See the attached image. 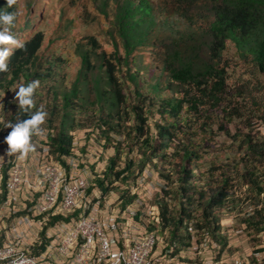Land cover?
<instances>
[{
  "label": "trees",
  "instance_id": "obj_1",
  "mask_svg": "<svg viewBox=\"0 0 264 264\" xmlns=\"http://www.w3.org/2000/svg\"><path fill=\"white\" fill-rule=\"evenodd\" d=\"M17 1L8 7L6 0H0V12L17 14L15 26L19 20ZM94 2L97 11L109 19V54L98 52L92 37L87 38V49L78 44L79 71L72 84L60 90L56 61L40 55L45 36L36 31L21 42L24 48L12 51L9 71L0 72V93L5 95L12 88L39 81L33 97L36 107L31 112L42 109L48 114L40 126V143L47 148L50 161L68 172L70 164L78 159L74 152L85 159L91 154L89 146L95 149L99 162H104L101 172L89 179L87 196L98 192L99 202L115 196L124 210L138 198L136 190H131L135 178L147 168L158 175L163 184L155 201V226L144 228L160 238L161 256L178 257L193 245L201 248L203 241L220 243L224 238L219 211L235 218V188L227 189L229 177L225 175L215 190L201 185L200 176L195 174V162L200 157L194 137L201 127L202 131L206 128L200 122L201 115L219 110L228 95L226 71L219 67L227 43L233 44L240 56L249 59L264 76V0H212L209 14L201 18L185 12L165 15L149 0ZM5 27L0 23V30ZM28 27L27 22L19 31ZM17 29H12V35ZM145 48L152 50L160 67L159 78L146 95L140 90L142 68L132 67L136 55ZM10 103L6 123L0 126L4 140L12 130L4 128L8 122L30 118L14 100ZM246 129L241 136L245 154L242 163L246 166L242 179L245 188L260 197L264 194L259 183L264 177L259 170L264 168V137L253 133L250 126ZM187 130L194 131L193 140L183 138ZM107 154L110 156L105 158ZM7 172L5 166L0 199L5 196ZM141 215L138 210L134 216L138 224ZM60 219L52 217L48 225ZM242 223L245 230L253 229L264 238V206H254ZM180 258L187 261L184 256Z\"/></svg>",
  "mask_w": 264,
  "mask_h": 264
},
{
  "label": "rangeland",
  "instance_id": "obj_2",
  "mask_svg": "<svg viewBox=\"0 0 264 264\" xmlns=\"http://www.w3.org/2000/svg\"><path fill=\"white\" fill-rule=\"evenodd\" d=\"M149 1L157 10H161L165 15L171 17L176 13L185 12L188 15L201 18L209 14V4L212 0ZM96 6L94 0L17 1L19 20L18 26L15 27L18 28V31L16 30L13 36L17 41L23 42L30 39L36 31L44 34L45 41L40 55L56 61L55 74L60 90L68 88L79 71L78 44H82L87 49V38L92 37L98 44V52L104 51L107 54L111 52L106 33L109 19L102 16ZM34 13L35 16H33ZM27 22L29 23L27 30L20 32L19 30L23 29ZM4 47L11 48L12 51L16 49L13 45ZM135 62L132 67L142 68L143 75L140 82L143 88L140 90L146 95L151 90L150 86L159 78L160 67L154 60L150 48L140 51L136 55ZM219 62V67H224L226 71L225 83L228 95L226 98L222 97L224 101L219 110H209L201 115L200 122L206 125L205 131H202L201 127L195 136L192 133L194 131L187 130L185 131L187 134L183 138L193 140L195 136L194 142L198 145L200 157L195 162V174L197 177L200 176L201 185H209L215 190L222 175L229 177L227 189L235 188V218L232 217L234 215H228L226 211H219L224 240L222 239L220 243L218 241H214V243L203 241L201 248L193 245L191 249L184 250L186 262L180 258L181 254L174 260L178 264H205L210 259L217 264H233L234 260L243 262V264H264V251L259 252V250H264V238L258 237L253 229L245 230L242 223V220L251 214L254 206H264V194L257 197L253 190L245 188V182L242 179L246 167L242 163L245 154L241 144V136L249 126L253 133L264 137V76L258 73L249 59L241 57L231 43L226 44ZM151 74H153L152 78H150ZM45 84L47 88L50 87V84ZM17 91L18 89L12 88L8 94L0 93V126L6 123L12 109L10 102L14 100ZM2 134L3 130L0 128V145L4 142ZM37 136L43 138L40 134ZM79 142L83 148L82 136H80ZM0 148L4 149L1 146ZM88 149L90 151L93 149V153H96L93 147L88 146ZM81 158L82 156L79 159ZM87 165L79 163L76 170H81L82 166ZM259 170L264 172V168L260 167ZM258 176L260 177L259 174ZM259 183L264 187V177L259 179ZM162 184L158 175L151 168H147L142 175L135 178L136 187L135 185L131 187L132 191L136 190L137 192L138 198L135 200L141 202H138L136 210L141 211L142 220L145 221L144 226L148 228L155 226L157 215L155 201ZM135 200L132 204L137 203ZM156 249L161 252L162 243L160 246L157 245ZM35 256H38V253H35ZM165 256L168 258V254ZM154 259L156 260V258ZM161 264L167 263L162 262Z\"/></svg>",
  "mask_w": 264,
  "mask_h": 264
},
{
  "label": "built area",
  "instance_id": "obj_3",
  "mask_svg": "<svg viewBox=\"0 0 264 264\" xmlns=\"http://www.w3.org/2000/svg\"><path fill=\"white\" fill-rule=\"evenodd\" d=\"M37 152V163L32 173L35 186L29 184L28 175L21 164L13 162L8 169L5 199L0 204V220L18 212L20 188H28L31 195L34 187H38V190L34 193L37 197L31 207L25 209L26 215L10 228L11 236H4L0 241V264H48L47 249L55 251L62 258V264H158L153 253L160 238L154 232L131 234L127 228H118L115 217L98 220L81 215L75 218L77 211L82 213L88 207L85 200L88 179L82 174H70L50 161L45 146L39 147ZM5 164L0 155V184ZM78 164L74 161L70 168L77 169ZM137 206L138 202L123 210L131 221H134ZM52 217L63 219L48 225ZM34 220L40 227H48L44 234L46 242L39 243L38 247L44 248L42 252H37L38 256H35L34 245L22 243L19 230L20 225ZM50 230L52 233H49ZM205 264L217 263L210 259ZM233 264L241 263L234 260Z\"/></svg>",
  "mask_w": 264,
  "mask_h": 264
},
{
  "label": "crops",
  "instance_id": "obj_4",
  "mask_svg": "<svg viewBox=\"0 0 264 264\" xmlns=\"http://www.w3.org/2000/svg\"><path fill=\"white\" fill-rule=\"evenodd\" d=\"M42 140V138L37 137L34 140L32 139L33 145H34V150L28 152V154L26 156L21 155L19 152L12 155L11 159H14V162H17L19 164H21L23 166V168L26 170V174L28 175V182L29 184H31L32 186H35V180L32 176L33 173V168L34 165L37 163L36 158H37V149H39L40 145V141ZM81 145V142H80ZM90 155H93V157H91L90 155H87L85 157V159H80L79 160V155H77L78 159H77V163H86L89 166L85 167L81 170H76L73 168L69 169V173L70 174H82L83 176H85L88 181L91 178L92 174H99L101 172L102 169V164L104 165V162L101 164L99 162V159L96 157V154L93 153V149L90 152ZM75 154H78L77 152ZM0 155L3 156V158H5L6 160L10 157V155L6 154V149H2L0 148ZM110 156V154H107L105 156L108 157ZM96 163V165L94 164ZM92 164H94L92 166ZM38 190V187H34L33 188V192L36 193V191ZM32 193V195L30 194V190L26 187H22L21 188V202L18 205V212L13 214V215H9L7 218H5L4 220H0V241H2L4 239V236H11V234L9 235L10 228L15 225L14 223L17 222L18 220H20L21 218H23L27 212V209L31 207L32 201L37 197V194ZM2 194V184H0V195ZM33 196V197H32ZM100 198V194L98 192H91L87 197H86V202L88 203V207L85 210H82L83 212L81 213L80 211L77 212V217H80L81 215H86L98 220H105L109 217H115L116 218V222L118 224V228H127L129 229V231L131 232V234H144L146 232L144 225H145V221L142 220V215L139 217V221L140 223H136L135 221H131L129 218H127V216L123 213V210L120 209L119 204L120 201H118V199L115 196H109L108 198L104 199L103 201L99 202L97 200H99ZM5 199V197H4ZM4 199H0V204L2 203V201ZM75 217V218H77ZM47 228L45 226L40 227V225L38 224V222H35V220L31 223L28 224H24V225H20L19 230L21 231L22 234V243H25L27 246H31L34 245V251L37 252H42L44 247H38L39 243H41L45 238H44V234L47 232ZM44 229V230H43ZM49 233H52V231L50 230ZM40 241V242H39ZM44 242H46L44 240ZM160 243L158 244V246H160ZM38 247V248H37ZM157 248V247H156ZM47 254H48V264H62L63 260L61 257L58 256V254L53 251V250H49L47 249ZM186 253H181V257L185 256ZM158 257V258H157ZM153 258H156V260L159 262V264H161L162 262L167 263V264H178L177 262H175L174 258L168 257L166 258V256H162L161 257V252L159 251V249H156L155 252L153 253Z\"/></svg>",
  "mask_w": 264,
  "mask_h": 264
},
{
  "label": "clouds",
  "instance_id": "obj_5",
  "mask_svg": "<svg viewBox=\"0 0 264 264\" xmlns=\"http://www.w3.org/2000/svg\"><path fill=\"white\" fill-rule=\"evenodd\" d=\"M15 2L16 0H6L8 7H11L13 4H15ZM16 15L17 14L15 12H0V23L7 25V27H5L3 30H0V72L9 71L8 59L12 54V49L4 46L13 45L15 48L25 47L23 43L17 41L12 35V29L15 27L14 21L16 19ZM38 88L39 81H32L26 86L21 85L16 92L14 102L18 105V108L22 112L30 114V118L26 120H20L16 123L8 122L4 127L12 129L4 140L8 147L6 144H4V142L0 145L6 149V154L10 155L7 160L4 158L6 161L4 166H8V169L14 162V159L10 161L11 156L18 152L21 155L26 156L28 152L34 150V145L31 143L32 136L42 134V129L40 126L45 123L48 114L42 109L37 110L34 113L31 112V110L36 107L33 97ZM39 145L40 147L43 146L41 143Z\"/></svg>",
  "mask_w": 264,
  "mask_h": 264
}]
</instances>
